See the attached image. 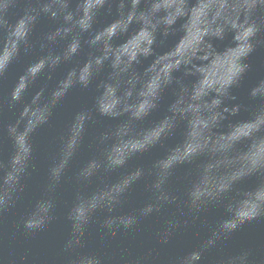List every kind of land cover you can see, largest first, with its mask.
<instances>
[{
  "label": "water",
  "instance_id": "obj_1",
  "mask_svg": "<svg viewBox=\"0 0 264 264\" xmlns=\"http://www.w3.org/2000/svg\"><path fill=\"white\" fill-rule=\"evenodd\" d=\"M0 264H264V0H0Z\"/></svg>",
  "mask_w": 264,
  "mask_h": 264
}]
</instances>
